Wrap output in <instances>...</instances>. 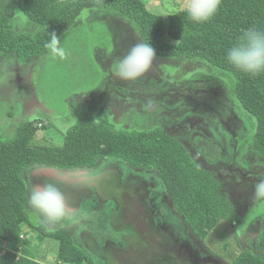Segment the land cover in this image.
<instances>
[{"label": "rangeland", "instance_id": "374dc122", "mask_svg": "<svg viewBox=\"0 0 264 264\" xmlns=\"http://www.w3.org/2000/svg\"><path fill=\"white\" fill-rule=\"evenodd\" d=\"M142 1L149 11L164 19L183 11L186 2V0ZM7 10L12 14L11 33L34 34L38 31V26L30 21L25 26L17 23L18 12H22L20 9L9 5ZM60 39L68 54L64 60L53 59L49 50L23 64L18 61L15 52L8 51L3 54L0 60L1 140L12 138L20 120L28 119L38 129L33 145L59 147L64 140V130L60 124L70 123L75 112L71 104L83 109L95 99L99 102L100 108H110L112 113L109 119L117 128L127 127V124L120 122L118 114L128 98L123 101L122 97L109 90L111 86L116 85L115 82L117 83V79L110 71L115 72L117 61L133 45L142 42L136 27L127 18L113 11L93 8L83 11L74 26ZM156 58L158 57H155L147 73L135 81H130L133 85L129 83L130 98L142 100L146 106L144 110L151 103L161 102L160 100L165 101L166 106L178 100L199 102L198 104L205 108V115L209 112L221 121L222 129L228 132L231 129L234 131L241 129L242 133H246L248 128L252 130L253 121L242 116L234 106L235 103L233 104L232 91L229 89L231 85L226 77L223 75L218 77L216 76L218 74L212 72L209 67L196 62ZM108 60L114 61L112 68L108 65ZM161 69L160 77L166 78V81H159L155 76V72L159 74ZM204 111L185 115L181 122L172 125V121L164 116L162 118H166L169 122L162 119L157 125L168 134L178 136L183 132L187 137L190 131L200 130L204 126V117L206 118ZM234 112L239 113L244 124L239 122ZM146 121L148 122L145 119ZM251 152L252 156H256L255 152ZM191 154L194 156L192 152ZM118 164L124 166L119 160L102 159L96 169L62 170L56 175L57 179L46 177L47 180H39L34 185L29 183L25 172L23 178L26 180L29 196L34 188L59 184L55 187L64 194L67 205L76 210L77 220L75 223L71 221L69 225L72 226L67 229L57 227L58 225H54V222L45 217L51 225L48 229L68 230L74 243L96 264H195L186 253L188 248H192L196 255L195 247L203 255H207L205 251L208 248L227 264H232L242 250L252 252V248L253 253L264 259V249L252 247L245 227L237 228L227 223H220L204 241H201L193 234L180 214L167 206L172 210V214H169L165 206L168 205L167 198L163 204L158 205L159 213L151 218L143 200V188L138 184L123 183L127 176L132 178L135 174L125 172ZM124 167L127 168L126 165ZM215 167L219 170L212 172L220 180L223 193L228 198H232V195L229 194L230 189L227 188V184L234 187L246 178L253 179L259 176L255 173L244 176L232 175L229 171H224L221 165ZM33 168L34 171L43 173L39 167ZM121 169L123 175L118 174V170ZM86 186L98 190L105 199H115V212L101 214L105 213L106 209L110 211L113 209V204L106 200L102 211L91 208V202L78 201L75 198L77 193ZM161 197L163 201L166 197L165 191L161 192ZM233 203L238 210V206ZM29 208L28 206L31 221L40 224L37 216L31 213L33 209ZM90 211L96 213L89 214ZM255 212L257 214L251 216L264 214V201ZM159 221L170 222L175 232H180L188 243L175 242L174 245L171 231L165 230V226L158 223ZM180 227L182 230L178 231ZM22 236L31 241L35 257L39 262L58 264L56 241L48 238L38 241L37 233L27 227L24 228ZM195 243L198 247L194 246ZM0 247L3 250L12 249L3 242H0Z\"/></svg>", "mask_w": 264, "mask_h": 264}, {"label": "trees", "instance_id": "16d2710c", "mask_svg": "<svg viewBox=\"0 0 264 264\" xmlns=\"http://www.w3.org/2000/svg\"><path fill=\"white\" fill-rule=\"evenodd\" d=\"M9 5L26 14L38 31L11 33ZM93 8L127 18L142 41L155 49L156 57L196 62L209 67L216 76L226 77L233 104L253 121L252 140L264 155V72L252 75L240 71L226 59L227 50L245 30H264V0H221L217 13L204 23L191 21L185 10L164 19L149 11L142 0H0V59L13 51L23 64L45 53L49 33L56 32L61 38L83 11ZM37 131L32 121H24L12 138L0 139V242L12 248L0 247V264H43L36 259L31 241L21 237L25 227L37 233L38 241L48 238L58 243V264H96L67 230L49 231L32 223L21 172L33 164L93 169L100 160L109 159L154 169L175 209L201 241L221 221L238 222L215 175L201 169L185 147L162 129H119L108 118L107 110L93 102L76 109V119L66 130L61 146L33 145ZM232 264H264V259L243 251Z\"/></svg>", "mask_w": 264, "mask_h": 264}, {"label": "flooded vegetation", "instance_id": "af4514ba", "mask_svg": "<svg viewBox=\"0 0 264 264\" xmlns=\"http://www.w3.org/2000/svg\"><path fill=\"white\" fill-rule=\"evenodd\" d=\"M156 59H163V58L158 57ZM164 59H168V58H164ZM113 64H114L113 60H108V65L111 68ZM110 72L111 75H114V77L117 79V83L115 82L116 85L111 86L109 90L115 93L118 97H122L123 101H125L128 98V101L124 102L123 104L124 106L121 108V111L118 114L119 115L118 117H120V122L127 124V127H124L123 129L132 130V129L154 128V127L162 129L157 125V123L159 120L164 119L162 118L164 116H166L172 121L171 123L172 125L175 122H181L185 117V115L191 113H198L201 112V110L203 111L205 110L203 106L198 104L199 102L193 103V102H189L188 100H178L179 98L176 99L178 100L177 102L171 103L170 106H166L167 104L164 103L165 101L160 100L162 103L153 102L149 105V107L146 110H144L146 106L144 105L145 103L142 100H132L130 98L129 89L131 85L129 83H131L132 85L133 83L130 81L126 82L127 80L120 78L118 75H116L115 72L112 71ZM159 72H160L159 74L155 72V76L158 78V80L166 81V78L160 77L162 73V69ZM124 83L128 84L129 86L125 85ZM169 84L173 85L174 83H169ZM89 92H93V91H89ZM93 102H98V101L95 99V101L89 102V104L86 107H88ZM71 107L75 111L74 114H72L73 115L72 121H74L76 119V109H82V108H80V106L76 104H71ZM100 109H106L109 118V115L112 113L110 108H100ZM234 113L239 118L238 119L239 122L244 124L242 117L239 115V113L238 112H234ZM136 114L141 115V117ZM204 116H206V118ZM204 116L203 117L205 124L203 123V125L205 127L202 126L200 130L194 129L190 131L187 137L183 132H181L180 135L178 136H173L171 134L169 135L174 139H176L177 141H179L185 147V149L187 150L193 161L203 170L210 171L211 173L214 174V172L212 171L219 170L215 166L221 165L224 171L226 172L229 171L232 175L244 176L251 173H255L259 175L257 178H253V179L246 178L244 179L243 182L239 183L237 186L234 187L233 186L231 187V185L229 186L227 184V188L230 189L229 194L232 195V198L231 197L230 198L227 197V198L229 199L230 203L233 206L234 213L236 214L238 222L235 223V222L226 221L224 223L230 224L231 226L237 228L245 227V231H247L248 235L250 236L252 247L254 248L260 247L264 249V214H261L259 216L258 215L251 216V214H257L255 212V209L264 201V197L256 196L255 187H254L259 181L264 180V155H262L254 146L251 136V128L250 129L248 128V130L246 129V133H242L241 129L240 131L239 130L234 131V129H231L228 132L225 129H222L221 121L218 118H216L214 115L209 114V112L208 115H205V111H204ZM145 119L148 120V122L147 121L145 122ZM164 120L168 121L166 118ZM72 121L70 123L63 122L64 124L63 123L60 124V126H62L61 127L62 130H64V135L66 130L71 126ZM190 150L194 156H192ZM251 151L255 152L256 156H252ZM121 162L124 166L125 165L127 166V168H125L124 166L118 164L125 172L126 171L132 172L136 175V176L134 175L132 178L131 176H127L125 180H123L125 181L123 183L130 182V183L138 184L140 185V187L143 188L144 190L143 200L145 202V207L147 208L148 213L151 214V218H154L156 214L159 213L158 205L163 204L166 198L169 199L168 205H165L169 214H172L171 209L179 213L173 205V202L171 200L167 188L164 186L162 180L157 175L154 169L147 167H135L126 162L123 161ZM33 167L35 168L39 167L40 169L43 170V173L34 171ZM96 167L93 169H96ZM122 169L118 170L119 175H123ZM62 170L78 171L79 169L66 170L45 164H33L30 165L24 172H25V176L27 175L29 179V183L34 185L39 180L46 179V177L57 179L56 175L59 173V171ZM215 177L217 178L216 175ZM72 180L77 181V179H72ZM121 183H122V179H121ZM58 185H59L58 183H54L53 186L57 187ZM220 185H221V192L223 193L221 182ZM162 191L166 192V197L164 198L163 201L161 197ZM75 198H77L78 201L84 200V203L91 202L92 204L91 208L100 211H102L105 205L104 202L106 200L107 202L113 204V209L112 211L106 209L105 213H101V214H106V213L113 214V212H115V199H110V198L105 199L100 195V192L98 190L92 188L90 189V187L88 186L80 190L77 193V197ZM233 202H235V204L238 206V210L236 209ZM167 206L171 207V209ZM31 211H32L31 213L34 214L35 217L37 216V221L38 223H40L39 225L45 226L46 229H48V227L51 226L49 221H47L45 217H43L35 210H31ZM95 213H96L95 211L89 212V214H95ZM82 214H84V212H82ZM70 222H71L70 219H65V221L61 220L54 222V225H58L57 227H65L68 229V227L72 226L69 225ZM158 223L165 226L164 227L165 230L171 231L174 238L173 241L174 245L175 242L179 244L188 243L186 242L185 237L180 232H175L174 226L170 224V222L159 221ZM56 230H66V229L56 228ZM180 230H182L181 227L179 228L178 231ZM181 236L184 238H182ZM194 246H197V244L195 243ZM181 247L184 248L185 246H181ZM195 250H196L195 252L197 253L196 255H194L192 248L190 249L188 248V250L186 251L187 256L188 255L190 256L189 259L194 261L195 264H204V263L225 264L219 258H217V256L214 255L208 248H206L205 252L207 253V255L205 256L200 255V251L198 250V248H196ZM244 251H248V250H244ZM252 253H253V248H252Z\"/></svg>", "mask_w": 264, "mask_h": 264}, {"label": "clouds", "instance_id": "9594fccd", "mask_svg": "<svg viewBox=\"0 0 264 264\" xmlns=\"http://www.w3.org/2000/svg\"><path fill=\"white\" fill-rule=\"evenodd\" d=\"M220 5L221 0H186L184 10L191 21L204 23L217 13ZM17 23L21 26L27 25V15L18 12ZM44 46L53 59L67 58L68 54L56 32L49 33V40ZM155 56V49L150 44L136 43L117 61L115 73L124 80L135 81L149 71ZM226 59L240 71L252 75L264 72V30L255 27L245 30L238 41L227 50ZM254 187L256 196L264 197V180ZM28 206L52 222L66 218L73 223L77 220L76 210L67 205L64 194L51 184L32 189Z\"/></svg>", "mask_w": 264, "mask_h": 264}, {"label": "crops", "instance_id": "0c3cea01", "mask_svg": "<svg viewBox=\"0 0 264 264\" xmlns=\"http://www.w3.org/2000/svg\"><path fill=\"white\" fill-rule=\"evenodd\" d=\"M0 60H1V59H0ZM24 121H31V120H28V119H27V120H20V123H22V122H24ZM20 123H19V124H20ZM19 124H18V125H19ZM18 125H17V126H18ZM17 126H16V127H17ZM27 168H28V167H27ZM27 168H26V169H27ZM26 169H24V170L21 172V176H22V178H23V173H24V171H25ZM23 179H24V178H23ZM24 181H25V179H24ZM25 183H26V181H25ZM26 185H27V183H26ZM27 194H28V197H29L28 187H27ZM27 209H28V207H27ZM224 222H226V221L223 220V221H221L220 223H224ZM32 223H33V222H32ZM220 223H219V224H220ZM33 224H35V223H33ZM35 225H36V224H35ZM215 228H216V227H215ZM47 230H48V229H47ZM213 230H214V229H213ZM213 230H212V231H213ZM212 231H211V232H212ZM193 234H194V233H193ZM195 236H196V235H195ZM208 236H209V235H208ZM208 236H207V237H208ZM195 249H196V247H195ZM242 252H243V251H242ZM254 254H255V253H254ZM200 255H201V256H205V255H203V254H201V253H200ZM238 255H239V254H238ZM238 255H237V256H238ZM256 255H257V254H256ZM217 258H218V257H217ZM223 263H224V262H223ZM225 264H227V263H225Z\"/></svg>", "mask_w": 264, "mask_h": 264}, {"label": "built area", "instance_id": "2783aa9c", "mask_svg": "<svg viewBox=\"0 0 264 264\" xmlns=\"http://www.w3.org/2000/svg\"><path fill=\"white\" fill-rule=\"evenodd\" d=\"M22 238H24L23 236H21Z\"/></svg>", "mask_w": 264, "mask_h": 264}]
</instances>
